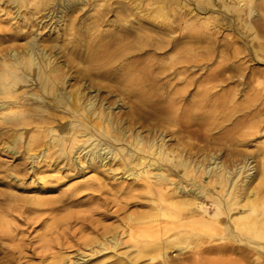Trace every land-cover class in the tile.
<instances>
[{"label": "rangeland", "instance_id": "1", "mask_svg": "<svg viewBox=\"0 0 264 264\" xmlns=\"http://www.w3.org/2000/svg\"><path fill=\"white\" fill-rule=\"evenodd\" d=\"M28 1L30 3L28 8L22 6L17 10L15 3L10 5L6 0H0V52L10 46L5 40V34L21 29L22 32H27L31 36L36 35L40 43L47 39L52 42L60 34V29L65 24H69V18L64 16L63 19L64 13L59 11L54 14L48 13V10L42 12L41 14L47 16L42 18L41 14L35 13L36 0ZM91 1L94 0L79 2L80 9L74 14L79 17L76 23L78 26L90 23L91 18L98 15V11L103 8L100 6L104 4L103 0H96L95 6H90ZM122 1L127 6L128 14L151 13L158 18L166 17L164 19L169 21L173 27L170 36L163 35L161 39L175 42L176 47L162 55L159 66L157 65L160 68L155 71L160 70L159 72L166 74L165 72L168 73L171 70L167 67H170L173 62H179L186 57L190 58V64L188 58H186L188 63L185 62L188 71L178 75L180 78L178 82L175 79L176 82L173 81L177 85L174 86L175 89L187 88L184 93L189 100L194 98L197 101L204 95V98L207 97L206 106L210 107L214 104L211 93L216 91L217 95L224 96L221 100L227 98L224 100L225 105L223 104L226 108L222 106L224 111L237 106L244 108L243 112V110H253L264 103V0L253 2L251 9L254 13L244 4L247 0H238L239 3L237 0H179L180 6L178 0L174 3L167 0L168 5L165 8H163L164 0H109L110 8L115 11L109 12L106 18L112 21L116 19V3ZM24 14L31 17V25L27 26L28 28L21 25ZM130 18L133 19V15ZM144 25L152 29L162 28L158 23L144 21ZM131 26L138 28L141 25L134 20ZM101 28L110 29L111 27L103 24ZM24 41V39L18 40L16 46L21 47ZM52 54H55L52 56L53 63H57L56 59L57 64L63 62L59 50ZM163 59L164 61L166 59V62H162ZM180 63L175 65L178 66V70L183 69V63ZM199 67H202V71ZM195 79L198 83L200 79L203 80L204 86L199 87V85L197 89ZM218 80L219 82L224 80V82L217 84ZM70 83H73V80ZM40 85V82L30 81L27 84H21L18 90L13 89V91L20 94V103L25 102L27 107H35L34 99L26 100L28 96L23 92L29 89L40 92ZM197 90H202V95ZM94 93L92 92V95ZM111 98L116 99L112 107L113 112L123 113L128 109L126 100L119 101L115 96ZM47 99L50 100L51 97ZM186 104L184 108L192 105V102ZM41 105L45 108V102ZM104 105L108 106V104ZM10 108L13 110L17 107L10 106ZM9 110L0 109V264H47V262L50 264L55 258L66 262L67 259L71 258L74 261L80 257L84 260L89 258V264L99 260H102V264H117V262L131 264L128 260L131 255L127 253L134 244V240L150 238L161 242L172 234H177L181 241L190 243V248L186 251L170 253L174 255L171 259L175 264H264V251H257L247 244L228 237L231 229L233 231V226L230 224V228L226 229L227 221L224 216L219 221L206 222L205 213L201 209H198L200 215L194 218H190V214L186 218L180 215V211H177L173 203L175 198L171 191L180 185H200L199 178L196 179L193 174H188L186 177L184 170L172 171L169 166H165L164 162H158L167 176V179H161L160 186L168 192L162 203L163 206L166 205L173 210L165 211L162 205L151 201L150 190L145 187L153 182L149 175L144 174L138 181L133 180L132 177H126L123 172L126 164L120 165L121 161L118 158L108 161L99 173L79 163L77 158L76 163L80 166V170L71 171L66 161L62 160L61 147H48L50 136L56 133L51 131L52 127H44L42 121L44 113L40 111H37V114L32 113L30 128L26 136L22 135L21 140L16 137L18 133L23 132V129H20L17 123L10 122ZM53 112L61 123L54 129H57L60 135L68 136L72 123L77 121V118L70 117L62 108H56ZM242 112H235L236 114L232 116L234 118L230 117L227 120L216 115L215 119L219 117L217 120L208 121V123L213 122L212 128H204L200 131L202 137L204 136L202 140H197L188 133L171 135L163 128L155 126L152 127V135L158 136L161 133L162 136L160 135L158 139L164 138V141L175 150L179 148L183 149V152L186 151L185 158L193 163H207L211 154L232 172L249 159V165L252 167L249 172L253 174L247 181V190L252 192L250 201H257L259 204L262 200L264 203V112H260L253 118H245V121L239 124L240 126L230 131L235 117ZM92 123V121L89 122V124ZM150 123L153 125V122ZM243 125H255L256 131L253 130V134L244 135L242 132H247L248 128ZM139 130L143 131L142 134H148L145 127L142 129L136 125V131ZM31 136H36L37 140V144L32 146L33 150L42 149L40 157L32 159L28 158L26 151ZM96 138L97 136L93 135L91 139ZM12 145H14V152L9 150ZM49 151L50 156L45 158ZM42 152H44L43 157ZM171 157L173 163L178 164L179 161L174 156ZM242 181L241 178L240 182ZM84 184H88L90 189H82L75 204L60 202L55 209L50 210L48 207L28 202L31 198L57 199L62 193H68L74 186ZM202 201L204 204H211L209 200L202 199ZM31 207L33 210H29ZM211 208L209 211L212 214L213 207ZM255 227L253 231L258 232V223ZM113 234L120 241L116 250L113 252L110 249L97 253L96 251L99 250L97 245L105 242V238L114 236ZM63 238H66L65 242H69L71 246L52 250L50 254L52 259L49 257L42 262L31 253L32 250L45 252L49 250L50 241H59ZM251 238L254 243L264 245V238L254 236ZM222 246H226L227 251L218 252L209 249ZM145 258L147 257H139L135 264H148ZM149 264L162 263L157 260Z\"/></svg>", "mask_w": 264, "mask_h": 264}, {"label": "bare ground", "instance_id": "2", "mask_svg": "<svg viewBox=\"0 0 264 264\" xmlns=\"http://www.w3.org/2000/svg\"><path fill=\"white\" fill-rule=\"evenodd\" d=\"M103 1L104 4L100 5L103 8L98 11V15L91 18L90 23H82L83 25L79 24L78 26L76 23L79 17L74 16V14L80 9L78 5L82 0H36L35 13L41 14L48 10V13L52 12L54 14L59 11L64 13L63 19L64 16L69 18V24H65L60 29L61 32L54 38V42L47 39L40 43L36 35L31 36L27 32H22L21 29L5 34V40L10 46L0 52V109H10L8 113L11 118L10 122L17 123L19 128L23 129V132L18 133L16 138L22 140V135L26 136L30 128V122H32V113L40 111L44 113L42 117L44 127H52L51 131L56 133L50 136L48 147H61L62 160L66 161L69 170H80V166L76 163L78 158L79 163L86 165L91 171L99 173L108 161H114L118 158L121 161L120 165L126 164L123 168L126 177H132L133 180L138 181L140 177L147 174L153 179V182L148 183L145 187L150 190L151 201L162 205L165 211L173 210L167 208L166 205L163 206L162 203L168 192L160 186L161 179H167V176L158 162H164L165 166H169L172 171L184 170L186 177L188 174H193L196 179L199 178L200 185H180L171 191L175 198V201H171L177 207V211H180V215L186 218L190 214V218H194L196 215H200L198 209H201L205 213L204 220L206 222L219 221L224 216L227 221L226 229L230 228V224L233 226V231L231 229L228 233L231 240L247 244L257 251H264V245L251 241L252 236L264 238V203L262 200L259 204L257 201H250L252 192L247 190V181L253 174L249 172L252 169L249 165V159H246L244 165L237 167L232 172L229 171L227 166L220 163L217 157L211 154L207 163H193L185 158L186 151L183 152V149L178 147L175 150L164 141V138L158 139L161 133L158 136L152 135L153 126H155L156 128H163L165 132L171 135L188 133L197 140H202L204 136L202 137L200 131L204 128L210 129L213 126L211 125L213 122L208 123L209 120L213 121L217 117L216 115H219L223 120L230 119L235 112H242L244 108L232 106L230 109H226L228 111H224L222 106L225 105L224 100L226 97L221 100L224 96L217 95L216 91L211 93L214 104L210 107L206 106L207 97L204 98L202 90H197L203 96L201 99L199 98L197 101L194 98L189 100L184 93L187 88L175 89L174 86L177 85L174 82L178 80V75L188 71L186 63L189 62L190 64V58L186 57L189 61L186 58L180 59L179 62L183 64L188 61L184 65L182 64V71L178 70V66H175L179 62H173L170 67H167L171 70L168 73L165 72L166 74H162V72H159L160 70L155 71L160 68H158V64L162 55L176 47L175 42L162 41L161 39L163 35L170 36L173 28L169 21L164 19L166 17L158 18L151 13L128 14L127 6L122 1L116 3V19L112 21L106 18V15L115 10L110 8L109 0ZM168 1L174 3L177 0ZM168 1L164 0L163 8L168 5ZM254 1L247 0L244 3L250 8L251 12H253L251 8ZM6 2L10 5L15 3L17 10L21 9L22 6L28 8L30 5L28 0H6ZM96 2L94 0L89 4L95 6L97 5ZM237 2L239 3L238 0ZM180 3L179 1V6ZM25 14L22 17L21 25L28 28L27 26L31 25V17ZM131 15H133V19L130 18ZM41 16L42 18L47 17L45 14H41ZM134 20L141 26L138 28L132 27L131 22ZM144 21L158 23L162 28H147ZM142 22L143 24H141ZM103 24L111 28L102 29ZM185 37H188V35H185ZM21 39L25 41L21 47H17L16 43ZM58 50L63 59L61 64H57V59V63H53L54 58L52 60V56L55 55L52 52ZM162 62H166V59L165 61L163 59ZM162 65L160 64V66ZM199 69L202 71V67H199ZM196 79L194 81L195 85L197 83V89L199 85V87H203L202 82L204 80L205 83V79H200L199 83ZM71 80H73V83H70ZM30 81L41 83L40 92L30 89L23 92L24 95L28 96L26 100L31 101L34 99L35 107H27L25 102L20 103V94L13 91V89L18 90L21 84H27ZM222 82L224 80H220V82L218 80L217 84ZM92 92H95L94 95H92ZM196 92L195 94L198 95ZM113 96L117 97L119 101L126 100L128 109L125 112H113L114 108L112 107L116 102V99L111 98ZM46 97H51V99L49 100ZM209 100L211 101V98ZM44 102L45 108L41 105ZM190 102H192V105L190 104L186 108L183 107ZM104 104H108V106ZM10 106H16L17 108L11 110ZM56 108H62L70 117L77 118V121H73L68 136L65 134L60 135L58 130L54 129V127L61 124L60 119H57L53 112ZM260 112H264V103L253 110H243L241 114L235 117L233 128L230 131L235 130L239 124H242L245 118H253ZM91 121L93 123L89 124ZM150 122H153V125ZM136 125L142 127V129L145 127L148 134H142L143 131L140 130L136 131ZM193 127H196V129L192 130ZM245 127L248 128L250 133L248 131V133H242L250 135L256 126L248 125ZM93 135L99 139L92 140ZM36 142V136H31L26 149L28 158L40 157L42 149L33 150L32 147L37 144ZM9 150L14 152V145ZM50 153V151L47 152L45 158H48ZM43 154L44 152H42V157ZM171 156L179 161L178 164L173 163ZM55 160L54 157V164L56 163ZM241 178L243 179L242 182H240ZM82 189L88 190L90 187L88 184L76 185L68 193H62L57 199L31 198L28 202L33 205L48 207L51 210L55 209L60 202L75 204ZM202 199L209 200L211 204H204ZM211 207H213L212 214L209 211L212 209ZM29 210H33L32 207ZM55 220L58 219L55 218ZM257 223L259 230L254 232ZM118 239L115 235L105 238V242L97 245L99 250L96 252L100 254V252L110 249L115 251L120 244ZM47 240L43 241L47 242ZM65 241L66 238L59 241H50L49 250L46 247L47 251L45 252L32 250L31 253L42 262H45L51 256L52 250L71 246L69 242ZM133 243L129 253H127L131 255L128 259L131 264H135L141 256L147 257L145 260L148 264L157 260H160L162 264H175L171 259L172 256L174 257L173 252L181 253L190 248V243L181 241L177 234L169 235L161 242L146 238L134 240ZM209 249L225 252L228 248L222 246ZM67 260L65 262L55 258L50 264H89L88 260L90 259L84 260L80 257L74 261L71 258ZM101 261L91 264H102ZM117 264H120V262H117Z\"/></svg>", "mask_w": 264, "mask_h": 264}]
</instances>
